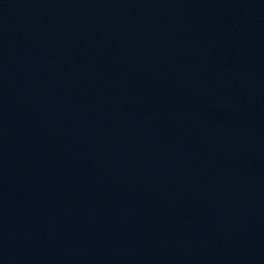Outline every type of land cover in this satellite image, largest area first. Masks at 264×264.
Wrapping results in <instances>:
<instances>
[{"label":"water","instance_id":"obj_1","mask_svg":"<svg viewBox=\"0 0 264 264\" xmlns=\"http://www.w3.org/2000/svg\"><path fill=\"white\" fill-rule=\"evenodd\" d=\"M0 264H264V0H0Z\"/></svg>","mask_w":264,"mask_h":264}]
</instances>
